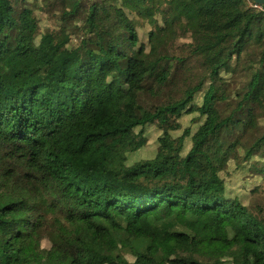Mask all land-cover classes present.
<instances>
[{
	"label": "trees",
	"instance_id": "trees-1",
	"mask_svg": "<svg viewBox=\"0 0 264 264\" xmlns=\"http://www.w3.org/2000/svg\"><path fill=\"white\" fill-rule=\"evenodd\" d=\"M255 5L0 0V264H264ZM168 27L172 53L150 62ZM160 60L155 80L177 69L175 93L149 108ZM235 175L248 181L232 187Z\"/></svg>",
	"mask_w": 264,
	"mask_h": 264
},
{
	"label": "rangeland",
	"instance_id": "rangeland-1",
	"mask_svg": "<svg viewBox=\"0 0 264 264\" xmlns=\"http://www.w3.org/2000/svg\"><path fill=\"white\" fill-rule=\"evenodd\" d=\"M255 6H259V5H255ZM37 27H38L39 32H42V33L47 29V27L42 24V17H40L37 20ZM160 32H161V34L156 37L157 40L153 43V48H154L153 53L147 55L148 60L150 62H152L153 60L160 57V55H162L163 53L167 54V55H170L172 53L171 43L173 42V40H175L174 38L176 36V29L168 27V28H166ZM103 39H104V41L109 40L113 44L116 42V40L117 41L121 40L122 35H118L115 38H108V37L104 36ZM71 41H75V40L73 38H68V42H67V44L64 45V47L70 46ZM74 54L79 57L81 55V50L80 49H74ZM167 62L168 63L171 62L172 64H174V62H172V61H167ZM149 65H151V63ZM165 65H166V60H160L159 61L158 65L155 67L156 70L154 72V76L150 77V80H149V81H151L150 90L143 91L140 94V96H142V98H143L142 99L143 105L146 107L152 108L155 104H166L168 102H172V100H173L174 93H175L176 81H177V74H178L177 69L176 70H175V68L171 69V75L168 77V79L164 83L159 84L155 80L156 75L158 73H160L161 68L164 67ZM231 82L233 83L234 87H239V85L241 83L240 73H237L235 75V77L231 80ZM186 121H187V117L182 116V117L175 118L172 121H165L162 123L158 122L157 124L160 126V128L168 130L171 127L180 126V125L184 124ZM135 131H137V130H135ZM135 139H136L135 133H131V134H128L126 136V138L124 139V142H123L124 147L121 149V154L123 153L124 150L129 149V147L133 144ZM122 165H123V160L120 159L119 164L116 168H118ZM259 168L262 169L261 166H259ZM257 173H258V175H260L261 171H257ZM232 180H233L231 182L232 187L233 186H240L243 182L246 183L248 181L246 175L232 176ZM257 200L264 205V199L262 197H258Z\"/></svg>",
	"mask_w": 264,
	"mask_h": 264
},
{
	"label": "water",
	"instance_id": "water-1",
	"mask_svg": "<svg viewBox=\"0 0 264 264\" xmlns=\"http://www.w3.org/2000/svg\"><path fill=\"white\" fill-rule=\"evenodd\" d=\"M252 2L258 4V5H263L264 6V0H251Z\"/></svg>",
	"mask_w": 264,
	"mask_h": 264
}]
</instances>
